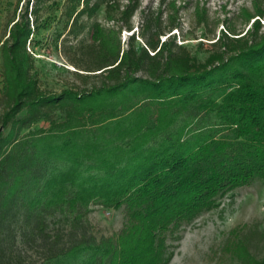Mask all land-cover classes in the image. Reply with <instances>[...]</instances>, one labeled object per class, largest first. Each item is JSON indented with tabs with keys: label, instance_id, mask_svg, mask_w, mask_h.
Wrapping results in <instances>:
<instances>
[{
	"label": "trees",
	"instance_id": "trees-1",
	"mask_svg": "<svg viewBox=\"0 0 264 264\" xmlns=\"http://www.w3.org/2000/svg\"><path fill=\"white\" fill-rule=\"evenodd\" d=\"M47 2L65 19L63 40L76 39L75 78L59 91L42 85L28 49ZM139 6L28 0L11 20L0 43V264H19L18 238L41 249L32 264H166L184 221L264 182V4L247 29L202 33L204 57L178 43L170 14L163 26L143 13L136 34ZM92 203L123 208L119 232H92Z\"/></svg>",
	"mask_w": 264,
	"mask_h": 264
},
{
	"label": "rangeland",
	"instance_id": "rangeland-1",
	"mask_svg": "<svg viewBox=\"0 0 264 264\" xmlns=\"http://www.w3.org/2000/svg\"><path fill=\"white\" fill-rule=\"evenodd\" d=\"M121 4L129 0H118ZM28 0H0V43L11 20L25 11ZM32 1L29 4L31 9ZM264 0H139V7L132 17L136 34L143 13H151L154 23L166 25L167 15L178 18L181 28L176 32L178 43H186L192 52L204 57L205 52L197 50L202 33L213 38L221 31L235 28L237 31L248 28L246 15ZM98 20L109 27L113 24L104 18L103 10ZM32 19V18H30ZM264 21V18H261ZM39 28L29 45L35 60V67L42 85L59 91L66 83L74 81L70 72L75 69L69 62L72 56L70 43L76 42L72 36H65V19L51 2H47L38 17ZM133 31L121 29L122 44L128 42ZM164 36H162V39ZM142 43V39L136 35ZM211 40L204 38V47ZM2 77L0 75V96ZM1 108V107H0ZM39 126L47 125L45 122ZM217 205L201 211L179 227V237L174 239V254L166 264H245V256L254 259L264 258V182L256 180L238 186L217 196ZM90 228L98 237L110 236L119 232L125 219L123 208L106 207L92 203L88 210ZM60 224V223H59ZM58 224V225H59ZM57 227L51 219L50 229ZM61 227V225H60ZM15 253H20L19 264H32L40 259L41 249L23 243L20 238L15 245Z\"/></svg>",
	"mask_w": 264,
	"mask_h": 264
}]
</instances>
